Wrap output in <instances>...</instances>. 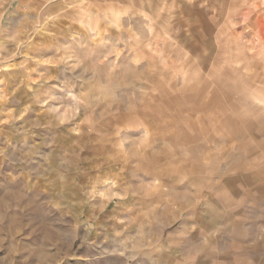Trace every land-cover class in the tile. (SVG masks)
I'll use <instances>...</instances> for the list:
<instances>
[{"label":"clouds","instance_id":"obj_1","mask_svg":"<svg viewBox=\"0 0 264 264\" xmlns=\"http://www.w3.org/2000/svg\"><path fill=\"white\" fill-rule=\"evenodd\" d=\"M0 264H264V0H0Z\"/></svg>","mask_w":264,"mask_h":264},{"label":"rangeland","instance_id":"obj_2","mask_svg":"<svg viewBox=\"0 0 264 264\" xmlns=\"http://www.w3.org/2000/svg\"><path fill=\"white\" fill-rule=\"evenodd\" d=\"M14 19V18H13Z\"/></svg>","mask_w":264,"mask_h":264}]
</instances>
